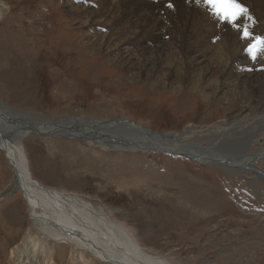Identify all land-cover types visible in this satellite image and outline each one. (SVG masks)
Masks as SVG:
<instances>
[{"label": "rangeland", "instance_id": "obj_1", "mask_svg": "<svg viewBox=\"0 0 264 264\" xmlns=\"http://www.w3.org/2000/svg\"><path fill=\"white\" fill-rule=\"evenodd\" d=\"M135 1L111 0L97 7L95 0H0L2 107L49 121L129 119L159 133H174L192 146L234 149L242 128L238 120L246 119L239 106L248 96L230 104L222 95L208 98L214 85L206 72L204 80L192 85L199 77L186 64L192 55H179L177 49L168 57L160 52L170 46L164 39L171 46L190 39L170 36L179 31L177 24L189 26L186 34H196L202 46L210 47L209 25H196L208 10L196 0L198 5H189L192 10L183 4L182 16L168 20L152 7L162 2ZM133 4V11L124 13L122 8L128 11ZM87 5L97 10L89 20L80 10ZM142 13L151 23L137 31ZM119 14L132 19L111 18ZM237 32L247 47L251 41ZM262 132L245 143V151L257 155V166L264 170ZM23 146L40 184L86 197L122 223L145 250L171 264H264V181L254 170L198 162L185 153L112 148L63 133H33ZM13 179L14 170L0 150V264L24 263L26 258L18 257L27 255L19 251L23 242L28 233L30 239L37 237L27 201L21 192L9 190ZM29 245L32 254L38 245ZM71 252L56 244L53 263L74 264Z\"/></svg>", "mask_w": 264, "mask_h": 264}, {"label": "bare ground", "instance_id": "obj_2", "mask_svg": "<svg viewBox=\"0 0 264 264\" xmlns=\"http://www.w3.org/2000/svg\"><path fill=\"white\" fill-rule=\"evenodd\" d=\"M108 1L111 2V0ZM105 2V0L103 2L95 0V6L99 3L103 5ZM196 2H193V6L198 5ZM1 3L0 16L2 15L3 7ZM115 3L118 2L115 1ZM174 3L176 7L170 11L166 10L167 8L163 4H161L162 6L153 4L152 7L155 8V13L158 17L166 16V19H172V16L181 15L180 13L186 10L183 8V4H186L184 0H174ZM240 3L248 9V14L241 17L238 23L241 24V27L247 26L248 29L251 26L252 28L256 26L252 30L249 29V31L253 35L254 32H260L262 33L261 36L264 37V0H240ZM135 4L128 8V11L122 8L124 13H131L136 7ZM91 7L88 5L84 8L79 7L88 20L93 15L97 16V10L91 9ZM188 7L189 4H186V8ZM205 13L199 16L198 19L196 18V25L199 28L209 25L210 29H207L209 44H206L210 45V47L202 46L198 42L200 37H196L195 33V35L186 34L189 26L185 29L184 26L186 24H177L179 25V31L177 33L174 31L170 36L179 34L182 37L189 36L190 39L182 45H176L172 41L174 47L171 46L170 41L164 39V43L170 44V46H162L161 48L164 50L160 49V52L162 55L167 56L177 49L176 52L179 55L183 56L184 51L192 55L194 58L188 63L185 62L191 68V71H195L196 75L199 76L192 80L194 81L192 85H198L201 78L204 80L202 71L207 73V80L214 85V88L209 93H206V97L214 98L216 95L218 97L222 95L221 99L223 102L230 104L232 101L248 96L245 104L239 106L240 112L245 113L246 119L238 120L242 122V128L238 129L239 140L234 149L228 148L224 151H216L211 148L192 146L182 140H178L174 133H159L129 119H119L118 121L113 120L110 122L102 119L75 117L58 121L43 120L41 119L42 117L40 119L30 118L9 112L2 107L3 105L0 102V150L4 153L8 164L14 170V179L9 186V190L22 193L28 204L31 227L37 232L36 238L30 239L29 233L26 236L23 242L24 250L21 247L19 251L26 252L27 255L21 257L20 253L19 255L17 254L22 261L25 258L26 261L20 264H54L53 257L56 244H65L71 248L70 261L74 262V264H171L167 260L145 250L122 223L112 218L102 207L86 197L46 187L35 180L32 177L23 146V139L33 133L38 135L63 133L69 137L73 136V138L126 150L137 148L139 151H164L172 154L185 153L183 155L190 156V158L198 162L210 163L212 161L216 164L221 163L224 165L231 163L234 167L254 170L258 173L259 178L264 181V170L257 166V155L247 154L248 152L246 153L245 151V143L253 139L259 132L264 131V52L259 53L256 59H252L245 50V44L239 39L236 28L231 25L227 28L229 24L221 22V25L218 26L219 21L209 11ZM103 14H101L102 17L104 16ZM104 18L106 20V17ZM111 18L115 19L114 21L116 22L119 19H132L130 16L123 17L121 14ZM150 19L151 17L142 13L141 17L139 16L138 18L137 31L139 30L138 27L147 26L148 22L151 21ZM157 19L154 20L159 21ZM206 19L212 22L208 23L205 21ZM187 20L185 21L187 22ZM193 21L191 20L189 23L192 24ZM197 26L195 27L197 28ZM162 30L165 29L162 28ZM164 33L168 35L170 32L167 33L165 31ZM220 36L221 38L219 39ZM205 37L206 39L208 38L207 36ZM240 65H243L242 69H240ZM203 67H206L205 70L202 69ZM230 85H234L235 90H232L229 87ZM191 91L193 90L191 89ZM252 92L255 94L254 96L251 95ZM241 132H243V139L240 136ZM235 135L233 134V136ZM237 149H240V151L237 152ZM29 244H33L35 247L38 245V248H35L32 254V250L30 251L29 247L27 248Z\"/></svg>", "mask_w": 264, "mask_h": 264}, {"label": "snow or ice", "instance_id": "obj_3", "mask_svg": "<svg viewBox=\"0 0 264 264\" xmlns=\"http://www.w3.org/2000/svg\"><path fill=\"white\" fill-rule=\"evenodd\" d=\"M197 3H202L219 22L236 28L241 33V39L251 41L245 50L252 59H256L259 53L264 52V37L253 36L247 26L241 27L238 23L241 17L248 14V9L240 3V0H197Z\"/></svg>", "mask_w": 264, "mask_h": 264}, {"label": "clouds", "instance_id": "obj_4", "mask_svg": "<svg viewBox=\"0 0 264 264\" xmlns=\"http://www.w3.org/2000/svg\"><path fill=\"white\" fill-rule=\"evenodd\" d=\"M171 1H174V0H168V1H160V0H156V2L155 3H159V2H162L163 3V6L165 7V8H167V6L165 5L167 2H171ZM175 8V7H174ZM167 9H171V8H167ZM165 11V10H164ZM172 155V154H171ZM177 156V155H176ZM179 156V155H178Z\"/></svg>", "mask_w": 264, "mask_h": 264}, {"label": "water", "instance_id": "obj_5", "mask_svg": "<svg viewBox=\"0 0 264 264\" xmlns=\"http://www.w3.org/2000/svg\"><path fill=\"white\" fill-rule=\"evenodd\" d=\"M171 154V153H170ZM190 157V156H189Z\"/></svg>", "mask_w": 264, "mask_h": 264}]
</instances>
